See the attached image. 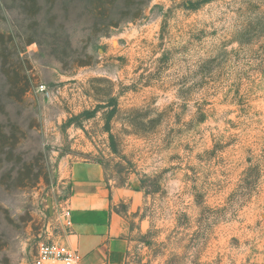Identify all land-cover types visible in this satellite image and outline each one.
I'll return each instance as SVG.
<instances>
[{"label":"rangeland","instance_id":"374dc122","mask_svg":"<svg viewBox=\"0 0 264 264\" xmlns=\"http://www.w3.org/2000/svg\"><path fill=\"white\" fill-rule=\"evenodd\" d=\"M78 161L142 193L146 264H264V0H0V264Z\"/></svg>","mask_w":264,"mask_h":264},{"label":"crops","instance_id":"0c3cea01","mask_svg":"<svg viewBox=\"0 0 264 264\" xmlns=\"http://www.w3.org/2000/svg\"><path fill=\"white\" fill-rule=\"evenodd\" d=\"M71 227L60 220L59 237L81 264H146L136 253L129 216L142 204L138 189L121 185L100 162L78 161L64 170Z\"/></svg>","mask_w":264,"mask_h":264},{"label":"built area","instance_id":"2783aa9c","mask_svg":"<svg viewBox=\"0 0 264 264\" xmlns=\"http://www.w3.org/2000/svg\"><path fill=\"white\" fill-rule=\"evenodd\" d=\"M43 93L45 86L40 87ZM59 219L65 220L66 227H71V211L67 207L59 206ZM33 264H81V257L73 248L62 241H51L39 245Z\"/></svg>","mask_w":264,"mask_h":264}]
</instances>
